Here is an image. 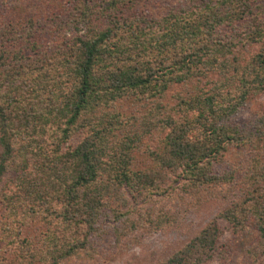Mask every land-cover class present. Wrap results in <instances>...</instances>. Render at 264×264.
Listing matches in <instances>:
<instances>
[{
  "label": "trees",
  "instance_id": "1",
  "mask_svg": "<svg viewBox=\"0 0 264 264\" xmlns=\"http://www.w3.org/2000/svg\"><path fill=\"white\" fill-rule=\"evenodd\" d=\"M144 1L57 0L58 9L27 19L22 35L21 24L0 26V242L18 246L0 264H69L107 238L137 241L143 224L173 223V203L198 194L230 204L162 264H226L221 223L255 236L249 263L264 264V113L237 118L264 93V0H173L157 16L132 11ZM50 31L63 40L49 45ZM212 73L207 90L162 104L173 85ZM146 100L159 108H123ZM76 132L81 140L65 148ZM153 132L160 140L135 170L136 145ZM243 146L250 153L241 166L223 161ZM37 216L48 230L39 249L22 235Z\"/></svg>",
  "mask_w": 264,
  "mask_h": 264
},
{
  "label": "rangeland",
  "instance_id": "2",
  "mask_svg": "<svg viewBox=\"0 0 264 264\" xmlns=\"http://www.w3.org/2000/svg\"><path fill=\"white\" fill-rule=\"evenodd\" d=\"M71 1V0H70ZM173 0H145L133 6L135 12H147L153 15H160L163 7ZM63 4V3H62ZM171 4V3H170ZM61 7V6H60ZM49 8L58 9L57 0H0V26L8 24H21L19 26V35L24 33L27 24L25 21L33 15L46 12ZM27 32V31H25ZM63 37L61 34L57 35L50 31L48 34L49 45H54L61 42ZM21 44L22 41H19ZM19 42H17L19 44ZM19 44V45H21ZM254 50L250 47L242 52L241 63L245 62L248 54ZM241 57V56H240ZM217 77L214 73L207 77H200L193 79L191 82L173 85L165 93L162 104H166L168 108L175 107L177 98L187 99L189 96L194 95L196 91L207 90L209 88V81L215 80ZM157 103V105H156ZM159 108L157 100H146L144 102H126L123 108L131 112H146L148 110H155ZM168 113H170L167 110ZM264 113V93L253 97L250 103L243 109L237 116L240 122L250 121ZM137 126V124H135ZM81 133H74L73 136L64 144L65 148H73L82 138ZM160 137L157 133L153 132L151 135L144 137L139 141L138 146L133 152L132 164L134 169H142L149 162L147 151L155 150ZM250 149L243 146L239 148L232 147L228 150L223 158L227 165L234 168L241 166L246 157H249ZM3 184L7 193H11L15 189L14 177L7 175L3 179ZM236 186V185H235ZM229 187V185H226ZM222 189H225L222 188ZM4 190V191H5ZM205 193V192H203ZM132 199H136L137 203H142L143 194L137 196V192L131 194ZM208 197L196 195V198L185 197L181 203H173L175 212H177V219L161 228H154L153 225L143 224L137 232V241L128 239L115 244L113 240L108 238L103 241L100 246L95 245V252L90 257L79 256L70 258L69 264H162L174 252L178 251L190 239L200 232L219 212L229 206L230 201L222 199L217 196L206 194ZM233 197V196H232ZM231 197H228L230 199ZM1 216L5 214L0 212ZM14 226V225H13ZM49 226L54 230L55 226L51 221ZM23 232L27 239L31 240L30 247H41L42 239L46 235L47 230L46 221L40 216L36 219L29 221L28 219L23 224ZM14 229V227H13ZM220 231H222L221 242L228 244V258L226 264H250L249 252L256 244V238L251 233L246 235L236 236L233 235L227 226L220 224ZM9 238H15L14 234L10 231ZM18 245L23 247V243ZM41 242V243H40ZM46 243V242H45ZM12 242H7L2 245L0 242V256L4 253H12L17 250V247L11 246ZM35 245V246H34ZM223 261V260H222ZM208 264H224L218 260L209 262ZM255 264H260L256 261Z\"/></svg>",
  "mask_w": 264,
  "mask_h": 264
}]
</instances>
